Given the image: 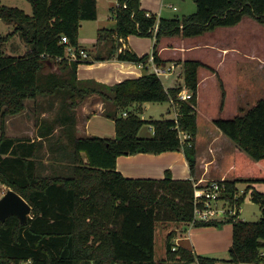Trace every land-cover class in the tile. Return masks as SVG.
Listing matches in <instances>:
<instances>
[{"label": "trees", "instance_id": "16d2710c", "mask_svg": "<svg viewBox=\"0 0 264 264\" xmlns=\"http://www.w3.org/2000/svg\"><path fill=\"white\" fill-rule=\"evenodd\" d=\"M26 1L31 15L0 1V20L13 23V32L28 47L22 56L6 55L3 45L7 38L0 35V184L19 194L30 205L31 214L25 223L16 216L0 222V264L26 260L31 264H159L154 258L156 223H192L194 182L173 179L168 171L161 179L126 178L116 171L115 163L119 156L183 150L193 172L198 70L206 65L184 61L183 84L167 89L153 73L127 78L111 87L93 80L80 81L76 70L84 61L67 60L66 47L79 51L80 23L96 20V0ZM192 1L196 7L192 14L156 19L140 8V0H117L113 7L115 28L98 30L95 49L90 51L93 59L146 65L148 55L139 57L129 48L120 50L128 36L136 35L154 39L152 57L158 64L155 45L162 37L200 36L217 27L235 26L245 16L264 25V0ZM62 36L68 39L67 44L61 43ZM46 64L53 70L44 73ZM183 87L191 94L187 100L177 98ZM90 96H98L111 106L103 114L114 121V139L75 134V111ZM39 98L49 105L56 102L52 119L36 121L39 140L6 136L5 119L22 113L26 100L42 107ZM164 102L177 110L176 118L145 121L139 115L140 108H135ZM240 112L232 119L213 120L235 145L233 178L217 181L223 187L221 200L234 213L225 221L193 225L231 224L228 262L262 264L264 194L250 185L264 183V98ZM145 123L153 130L148 138L138 136ZM56 126L57 138H68L69 152L62 156L69 163L67 173L60 174L52 165L51 172L42 173L47 169L42 163L44 142L52 138ZM180 132L187 133L189 139L181 141ZM240 184L247 187L238 197ZM247 192L260 208V220L255 222L238 218ZM173 237L174 232L166 236L163 262L218 264L214 258L176 247Z\"/></svg>", "mask_w": 264, "mask_h": 264}, {"label": "crops", "instance_id": "0c3cea01", "mask_svg": "<svg viewBox=\"0 0 264 264\" xmlns=\"http://www.w3.org/2000/svg\"><path fill=\"white\" fill-rule=\"evenodd\" d=\"M107 1L108 3L104 1L100 5L99 0H96V20L82 21L80 23L79 31L84 23H94L96 25L101 24L102 19L98 12L99 9L109 10V12H111L109 19L112 23H115L113 7L116 6L117 0ZM165 1L166 0H140V8L145 10L149 15L155 16L156 19H171L177 17L174 13L169 15L168 12H165L177 10L174 6L171 8V4H167ZM186 6L187 11H192L193 5L187 4ZM240 23H238L237 26H239ZM99 28L101 27L99 26ZM99 28H96L97 31ZM196 38H198V36H196ZM96 39L93 40L91 46L88 48L83 46V43L78 36V45L87 55L86 59L83 60L84 63L77 66L76 76L78 80H93L98 84L111 87L127 78L140 77L145 74L143 70L149 71L151 69L149 64L140 66L139 64L119 62L116 59L110 60L109 62H94L93 58L89 55V50L95 48ZM234 40H241L244 49L242 50L240 48L225 46L228 44L220 46L217 41L202 42L200 39H191V37L166 36L160 38L155 45L157 56L160 59L159 63L156 65L163 69H169L170 71V74L166 78V80L170 78V83L169 86L165 87L169 88L182 83L183 77H181L180 71L183 70V62L186 60L200 61L205 65L218 60L216 66L220 67L226 62L228 56L232 57V60H234L235 56L241 55L250 61H256L258 66L262 68L264 67V53L260 51L259 47H257L255 40L251 39L250 36L242 39L239 35H237ZM122 42L123 41H121V43ZM154 43L155 41L153 38H140L138 36L130 35L123 42L120 50L129 48L139 57L144 55L150 56L152 55ZM199 50H206V52L204 55L200 53L198 54L197 52ZM46 66L49 67L50 65L46 64ZM205 78L207 79L208 75H204L202 79ZM202 79L199 78L198 88L200 81H204ZM198 88L197 103L199 101ZM38 100V102H41L40 104L42 107L40 105L36 106L32 100H26L24 102L25 108L22 113L5 119L4 132L6 136L10 138L30 140L31 142L39 140L36 121L39 124L42 119H52L56 109V102H54L53 105H49L50 103L45 102L43 98H39ZM167 104L169 106L166 110L167 113L169 114L172 111L174 114L172 118H175L174 108L171 107L169 103ZM151 105L152 103H145L141 105V107L137 106L135 108L139 107V112L141 113L143 109L147 110ZM106 107L111 106L109 104H104L98 96L88 97L75 111V134L79 137L97 136L114 139V121L103 114ZM239 110H241V108H239L236 113L240 114L241 112H239ZM195 113H197L196 108ZM93 119L94 121L96 120V124H99L98 121L100 120L103 127L99 128V125L92 126ZM213 120L214 118L210 119L212 124ZM105 122H107L106 125ZM196 125L197 133L194 140L196 164L193 172H190L183 150L163 152L160 154L139 153L135 155L119 156L115 163L116 171L126 178L134 179H161L164 177L166 171H168L173 179L190 180L194 183H199L200 185H205L213 181L231 180L233 178L234 143L229 141V139H227V137L218 129L216 130L214 125L204 127L202 132H200L197 122ZM58 130L59 128L56 126L52 133V138H50L49 141L45 140L44 142V148L42 151L44 153V158L42 163L47 166V169L42 171V173L51 172L49 165H52L57 172H60V174L67 173L69 163L62 156L69 152L68 138L66 136L57 138L59 135L54 134H56ZM151 130L152 128L149 125V131ZM152 133L153 131H151L149 136L145 137H150ZM63 137L66 138V142H64ZM203 138L204 140L202 142L204 144L202 145L200 139L202 140ZM50 151L52 155L49 153ZM50 155L53 160L50 159ZM243 185L245 188L247 187V184ZM3 187L5 186L3 185ZM238 218L240 219V209ZM172 223L174 222H166L168 228H170L169 224ZM170 232H175L172 241L176 247H182L197 255L207 256L214 259L220 256H225L232 243L231 224L195 227L193 223H174L173 228L168 230L165 236ZM164 258L165 256H161L159 260L156 258L155 260L159 264H171L163 262Z\"/></svg>", "mask_w": 264, "mask_h": 264}, {"label": "rangeland", "instance_id": "374dc122", "mask_svg": "<svg viewBox=\"0 0 264 264\" xmlns=\"http://www.w3.org/2000/svg\"><path fill=\"white\" fill-rule=\"evenodd\" d=\"M1 5L8 7H15L20 10H23L27 15L32 14V9L30 4L26 0H0ZM104 1L108 3L107 0H99V4L101 5ZM113 1V0H109ZM165 3L171 4L177 10L176 11H165L168 14H175L177 18H181L187 14H192L195 12V4L192 0H166ZM187 4L193 5L192 11H187ZM107 5V4H106ZM99 15L102 19L101 24L94 23H84L81 30L78 33L79 39L83 43L84 47H90L93 40L96 39L97 27L100 29H114L115 23H112L109 19L110 13L109 10L99 9ZM108 16V17H107ZM242 21V22H241ZM238 24L232 27H217L214 30L203 33L198 38L191 37V39H200L202 42H212L217 41L218 44L225 46H231L234 48L244 49L241 40H234L237 35H239L242 39L247 38L248 36L251 39L255 40L257 47H259L260 51L264 53V25L256 22L252 18L245 16L242 18ZM251 25V26H249ZM14 24L7 23L3 20H0V35L6 37L7 40L3 45V51L6 55L11 56H22L25 52L28 51V47L22 42L21 38L18 34L14 32ZM136 36V35H132ZM140 37V36H138ZM93 38V39H92ZM140 38H148V37H140ZM151 38V37H150ZM190 43V42H188ZM95 49V48H94ZM94 49L89 50L94 51ZM206 50H199L197 53L204 55ZM94 53H90V57L93 58ZM94 60V59H93ZM113 60V59H111ZM106 61H95L94 62H109ZM122 62V61H119ZM214 61L206 65L205 69H199V78H203L204 75H208V78L202 79L204 81H200V85L198 88V96L199 101L196 104V122L199 125L200 132L206 126H212L211 118L214 119H232L234 116L238 115L236 113L239 108L243 111H247L250 109L258 100L264 98V67L258 66L256 61H250L246 57L241 55H237L232 60V57L228 56L227 60L220 67L216 66L218 63ZM129 63V62H128ZM135 64V63H132ZM149 64L147 61L146 65ZM135 66V65H134ZM53 66L47 67L45 65L43 72L47 73L53 70ZM151 69L143 70L144 73H150ZM182 71V72H181ZM180 71L181 77H183V70ZM206 80V81H205ZM170 78L168 80L163 79L162 84L164 86H169ZM181 83V82H180ZM244 94V95H243ZM240 99V100H239ZM168 104L164 103H152L149 109H143V111L139 114L141 119L145 121L149 120H164V119H172L174 116L171 111L169 114L167 113ZM240 112V110H239ZM96 121V120H95ZM94 119L92 120V126L103 127L101 121L98 123ZM107 122H105V125ZM217 130V128L214 126ZM153 131V130H151ZM149 131V124L145 123L142 125L138 132L139 137L149 136L151 134ZM101 133V131H100ZM59 135V130L54 135ZM228 139V138H227ZM64 142H66V138L63 137ZM204 138L200 142H202ZM230 141V140H229ZM252 189L256 192L264 194V183H254L251 185ZM9 189L6 186L0 184V197ZM245 190L244 185H239L238 197L242 196ZM251 192H247L246 195H243V202L240 206V219L243 221L255 222L260 220V208L257 204L250 201L249 196ZM224 206H227L225 203ZM229 224V223H226ZM174 223L166 225V222H157L155 226V247L154 254L156 259H160L161 256H165V240H166V232L173 228ZM175 234V232H174ZM165 259V258H164ZM163 259V260H164ZM229 253L227 252L225 256H220L216 258L217 262L220 264H231L228 262ZM193 264V263H190ZM194 264H197L194 262ZM264 264V263H262Z\"/></svg>", "mask_w": 264, "mask_h": 264}, {"label": "built area", "instance_id": "2783aa9c", "mask_svg": "<svg viewBox=\"0 0 264 264\" xmlns=\"http://www.w3.org/2000/svg\"><path fill=\"white\" fill-rule=\"evenodd\" d=\"M117 5V4H116ZM157 23L153 27V33L157 31ZM61 43L67 44L68 39L66 36L61 37ZM66 59L69 61H83L86 59V53L79 49L78 52L71 46L66 47ZM60 60V59H58ZM148 62L151 65L150 73L156 75L160 81L166 79L170 74L169 69H163L157 66L152 55L149 56ZM142 66V64H139ZM172 69V68H171ZM183 84V81L182 83ZM164 86V85H163ZM165 89L167 87L164 86ZM190 92L183 87L182 90L178 93L177 98L179 100H187L190 98ZM170 104L173 106L174 102L170 100ZM175 118L177 117V110H175ZM123 116H126V112H123ZM179 138L181 141L188 140L189 135L184 132L179 133ZM193 191V221L194 222H207V221H225L227 216L232 214L230 209L227 206H224L225 203L221 200L220 194L223 187L218 184L217 181L209 182L205 185H200L199 183H194ZM21 264H31V260L23 261Z\"/></svg>", "mask_w": 264, "mask_h": 264}, {"label": "water", "instance_id": "95a60500", "mask_svg": "<svg viewBox=\"0 0 264 264\" xmlns=\"http://www.w3.org/2000/svg\"><path fill=\"white\" fill-rule=\"evenodd\" d=\"M30 214V205L12 189H7L0 197V222H4L9 216H16L21 223H25Z\"/></svg>", "mask_w": 264, "mask_h": 264}]
</instances>
